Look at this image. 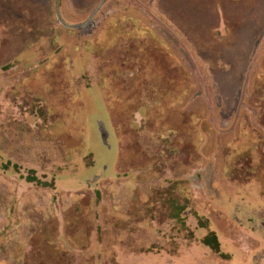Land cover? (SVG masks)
Instances as JSON below:
<instances>
[{
  "label": "rangeland",
  "instance_id": "374dc122",
  "mask_svg": "<svg viewBox=\"0 0 264 264\" xmlns=\"http://www.w3.org/2000/svg\"><path fill=\"white\" fill-rule=\"evenodd\" d=\"M0 264H264V0H0Z\"/></svg>",
  "mask_w": 264,
  "mask_h": 264
},
{
  "label": "trees",
  "instance_id": "16d2710c",
  "mask_svg": "<svg viewBox=\"0 0 264 264\" xmlns=\"http://www.w3.org/2000/svg\"><path fill=\"white\" fill-rule=\"evenodd\" d=\"M14 168L16 170H18L17 166H14ZM27 182L29 183H33L34 185L37 186H42V187H46V188H52L54 190H56V181L53 179V181L49 182V181H45L43 180L41 177L39 178L35 171L31 170L27 177H26Z\"/></svg>",
  "mask_w": 264,
  "mask_h": 264
}]
</instances>
